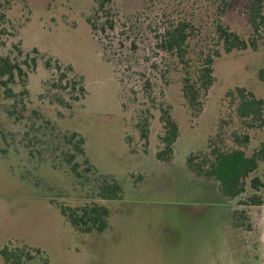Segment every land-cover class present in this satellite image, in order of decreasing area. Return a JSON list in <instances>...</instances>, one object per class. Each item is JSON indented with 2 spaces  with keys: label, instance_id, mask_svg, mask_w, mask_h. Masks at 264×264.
I'll list each match as a JSON object with an SVG mask.
<instances>
[{
  "label": "rangeland",
  "instance_id": "rangeland-1",
  "mask_svg": "<svg viewBox=\"0 0 264 264\" xmlns=\"http://www.w3.org/2000/svg\"><path fill=\"white\" fill-rule=\"evenodd\" d=\"M112 1L128 14L147 2ZM206 1H175L177 16L188 17L197 26L202 51L216 43L218 22L245 40L255 38L257 49L226 54L221 45L216 46L220 57L213 63L215 81L195 117L183 105L179 74L171 76L164 93L180 135L168 162L155 156L160 129L156 120L150 126L146 153H131L125 144L124 137L129 135L137 149L142 146L133 130V106L122 112L112 69L85 23L94 0L16 3L10 16L19 21L23 49L36 48L43 56L70 66L71 75L86 90L80 101H67L72 109L59 108L63 116L56 117L46 101L37 99L47 79L46 70L39 66L28 82L31 107L40 109L59 128L79 133L85 141V159L99 173L112 175L122 195L112 202L96 201L110 211L102 232L78 231L57 207V203L76 207L90 201L74 197L76 172L10 149L0 155V249L29 251L32 259L26 264H263L264 198L259 206L250 205L247 198L264 192V188L255 192L249 185L253 177H261L264 163L246 179L245 192L234 199L226 198L216 181L198 176L186 163L190 153L205 150L208 139L218 133L228 149L237 146L231 135H247L246 155L264 142V126H243L236 114L237 102L226 96L238 87L264 98V84L257 78L264 67V28L252 35L243 9L219 14ZM5 110L0 102V137L7 138L17 128ZM244 201L248 204L240 205ZM235 210L243 211L238 216L245 218L249 230L237 226ZM0 264H6L1 256Z\"/></svg>",
  "mask_w": 264,
  "mask_h": 264
},
{
  "label": "trees",
  "instance_id": "trees-1",
  "mask_svg": "<svg viewBox=\"0 0 264 264\" xmlns=\"http://www.w3.org/2000/svg\"><path fill=\"white\" fill-rule=\"evenodd\" d=\"M18 1L0 0V102L5 105L7 116L17 128L9 131L7 138L0 137V155H6L10 149L23 150L28 157L51 160L55 167L63 166L76 172L78 193L74 197L90 201L76 207L57 203L60 214L78 231L102 232L107 226L110 211L106 205L96 201L120 199L121 186L112 175L99 173L85 159V141L79 133L59 128L40 109L31 107L28 82L39 66L46 70L47 79L41 84L42 92L37 99L46 101L56 117L63 116L59 108L70 109L68 102L80 101L86 90L82 81L71 75L70 66H63L53 57L43 56L36 48L23 49L18 36L19 21L11 19V12ZM175 1L147 0L141 10L128 14L112 0H94L85 18L103 61L112 69L122 112L133 106V130L138 133L142 146L137 149L129 135L124 137L125 144L131 153H139L140 150L146 153L150 126L156 120L160 129L155 156L164 162L172 159L174 145L180 135L172 105L164 93V88L171 84V76L179 74L183 105L195 117L215 81L213 63L220 57L216 46L221 45L226 54L234 50L257 49L255 38L245 40L218 22L215 25L216 43L202 51L197 26L192 19L177 16ZM187 1L183 0L184 3ZM203 1L206 0H194V4H202ZM206 2L219 14L232 9L238 11L239 7L243 9L252 35L264 28L263 0ZM192 54H195V59ZM257 78L264 84V67L258 70ZM72 92L76 95L73 96ZM226 96L237 102L236 114L243 126L251 129L264 126V98H256L252 92L238 87L228 91ZM231 137L236 147L228 149L218 133L208 139L205 150L190 153L186 161L189 170L204 179L216 181L228 199L242 195L246 190V179L260 163H264V142L246 155L244 149L248 136L233 134ZM249 185L255 192L264 188V171L260 178L253 177ZM263 198L264 192L252 193L247 200L250 205L259 206ZM248 203L244 201L240 205ZM242 212H233L236 224L249 230L245 218L238 216ZM35 252L39 253V250ZM0 256L6 264H26L32 259L29 251L6 246L0 249Z\"/></svg>",
  "mask_w": 264,
  "mask_h": 264
},
{
  "label": "crops",
  "instance_id": "crops-1",
  "mask_svg": "<svg viewBox=\"0 0 264 264\" xmlns=\"http://www.w3.org/2000/svg\"><path fill=\"white\" fill-rule=\"evenodd\" d=\"M263 264H264V260H263Z\"/></svg>",
  "mask_w": 264,
  "mask_h": 264
}]
</instances>
